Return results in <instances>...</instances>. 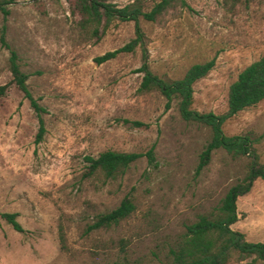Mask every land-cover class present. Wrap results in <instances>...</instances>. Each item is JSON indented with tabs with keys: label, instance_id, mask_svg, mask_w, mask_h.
Instances as JSON below:
<instances>
[{
	"label": "rangeland",
	"instance_id": "rangeland-1",
	"mask_svg": "<svg viewBox=\"0 0 264 264\" xmlns=\"http://www.w3.org/2000/svg\"><path fill=\"white\" fill-rule=\"evenodd\" d=\"M123 5L131 0H109ZM157 0H143L149 8ZM157 21L143 18L142 44L102 62L95 56L128 42L134 21L106 26L81 21L72 0H12L0 9V212L16 211L18 231L0 215V264H114L127 256L139 264H163L184 224L210 210L239 178L250 154L233 157L215 148L196 170L210 138L207 125L185 120L158 90H140L144 56L152 71L170 78L194 62L214 59L193 83L192 107L222 113L230 83L264 54V0H185ZM16 52L28 88L44 107L39 117L11 81ZM224 133H248L264 162V98L222 124ZM153 147L156 164L145 152ZM143 154L117 178L86 176L85 154L105 149ZM130 195L134 210L108 227L88 229L100 212ZM231 227L264 241V178L236 199ZM60 229L66 247L61 248ZM225 264H264L234 254Z\"/></svg>",
	"mask_w": 264,
	"mask_h": 264
},
{
	"label": "trees",
	"instance_id": "trees-1",
	"mask_svg": "<svg viewBox=\"0 0 264 264\" xmlns=\"http://www.w3.org/2000/svg\"><path fill=\"white\" fill-rule=\"evenodd\" d=\"M12 0H0V9L7 13L9 10L4 3ZM179 1L185 5V0H157L149 8H144L143 0H131L119 5L109 0H72V9L81 14V21L94 24L95 31L99 24L106 26L113 19L133 20L135 35L122 46L107 50L95 56V61L102 62L117 55L119 51H130L144 41L145 31L140 23L143 18L148 21H157L168 8ZM214 64V59L192 63L176 78L164 77L151 70L146 55L139 70L143 72L140 90H158L166 98V106L176 100V106L181 117L185 120L195 121L207 125L211 130L210 138L199 153L196 170L206 166L215 148L222 147L233 157L246 153L251 159L247 162L243 174L237 178L226 190L224 195L210 210L199 213L197 217L184 224L180 238L170 246L163 264H225L234 254L239 258L252 256L254 259L264 260V241H251L245 238L242 231L234 229L231 224L238 219L236 199L251 188L255 178H264V162L259 160L255 152L252 137L248 133H224L222 124L237 111L253 105L264 98V54L245 65L230 83L227 96V108L222 113L213 111H200L192 107L193 83L206 75ZM9 68L12 74L11 81L23 91L29 99L31 106L39 117V129L36 141L42 138L45 131L41 112L44 107L33 96L27 84L28 74L20 68L17 55L12 50L9 58ZM9 83L0 84V95H3ZM143 153L139 151H126L105 149L96 155L85 154L86 176L101 172L106 178H117L122 175L133 161ZM145 154L150 164H156L153 147ZM135 208L130 195L126 194L120 202L110 210L100 212L88 229L108 227L128 216ZM0 215L18 231L24 227L17 219L16 211H1ZM61 248L66 247L65 236L62 229L59 232ZM114 264H139L122 256Z\"/></svg>",
	"mask_w": 264,
	"mask_h": 264
}]
</instances>
